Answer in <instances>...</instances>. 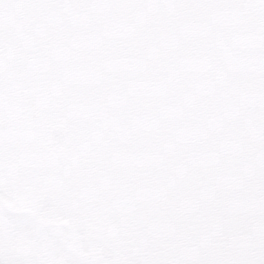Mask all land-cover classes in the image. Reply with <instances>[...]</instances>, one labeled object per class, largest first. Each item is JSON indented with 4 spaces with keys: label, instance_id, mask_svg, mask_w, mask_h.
<instances>
[{
    "label": "snow or ice",
    "instance_id": "snow-or-ice-1",
    "mask_svg": "<svg viewBox=\"0 0 264 264\" xmlns=\"http://www.w3.org/2000/svg\"><path fill=\"white\" fill-rule=\"evenodd\" d=\"M13 100L46 137L43 119H82L81 146L106 145L92 166L144 198L168 248L142 251L139 213L121 209L127 228L105 221L120 247L93 257L75 241L88 264H264V0H0V135ZM51 142L63 145L56 132ZM173 187L185 194L176 210ZM177 213L183 223L169 232ZM0 264H26L6 258L2 235Z\"/></svg>",
    "mask_w": 264,
    "mask_h": 264
},
{
    "label": "rangeland",
    "instance_id": "rangeland-1",
    "mask_svg": "<svg viewBox=\"0 0 264 264\" xmlns=\"http://www.w3.org/2000/svg\"><path fill=\"white\" fill-rule=\"evenodd\" d=\"M35 99L45 111L55 110V103L49 104L39 95ZM12 103L13 107L5 110L0 135V235L6 258L33 264L34 259L50 260L54 255L58 264H88L89 255L78 249L77 239L83 240L91 256L105 257L108 250L121 246L105 221L116 218L128 227L121 209L139 213V223L148 236L142 251H149L148 243L168 250L162 234L148 222L152 209L144 206V198L130 197L124 186L112 182L111 173L92 166L106 145H94L95 152L81 146L82 119L76 120L67 111L58 118L43 119V128L49 131L46 137L21 121L15 101ZM52 132L62 137L63 145L51 142ZM245 133L251 135V130L245 129ZM220 143L226 150L235 148L228 135ZM211 144L214 146L216 141ZM168 168L162 166L161 175L168 176ZM174 169L182 171V166L177 163ZM202 172L216 179L210 164L202 166ZM144 191L152 196L150 203L158 200L156 188L145 186ZM224 191L230 193L231 188L226 186ZM184 197L182 190L171 188L170 206L178 209ZM182 223L183 217L177 213L166 230L176 232ZM128 230L135 233L137 228ZM34 244L39 245L38 249Z\"/></svg>",
    "mask_w": 264,
    "mask_h": 264
},
{
    "label": "flooded vegetation",
    "instance_id": "flooded-vegetation-1",
    "mask_svg": "<svg viewBox=\"0 0 264 264\" xmlns=\"http://www.w3.org/2000/svg\"><path fill=\"white\" fill-rule=\"evenodd\" d=\"M99 257H103V255H99Z\"/></svg>",
    "mask_w": 264,
    "mask_h": 264
}]
</instances>
